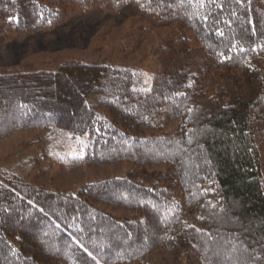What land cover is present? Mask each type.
Returning <instances> with one entry per match:
<instances>
[{"label":"trees","instance_id":"1","mask_svg":"<svg viewBox=\"0 0 264 264\" xmlns=\"http://www.w3.org/2000/svg\"><path fill=\"white\" fill-rule=\"evenodd\" d=\"M127 6L174 28L151 79L108 60L0 68V141L37 147L24 175L0 169V264H264V0H0V33ZM70 150L64 171L130 167L75 190L28 179Z\"/></svg>","mask_w":264,"mask_h":264},{"label":"rangeland","instance_id":"2","mask_svg":"<svg viewBox=\"0 0 264 264\" xmlns=\"http://www.w3.org/2000/svg\"><path fill=\"white\" fill-rule=\"evenodd\" d=\"M142 29H145L144 34L141 33ZM173 31L174 28L170 25L154 24V21H149L133 6H127L122 11L106 9L85 16L75 12L67 23L46 33L8 37L0 33V37L3 38L0 41V68L52 63L59 59H84L91 62L108 60L124 66L138 65L151 79L158 69L157 61L152 56L153 49L171 37ZM189 35L193 40L191 32ZM140 37L142 41L137 45L136 40ZM34 136L35 133L32 131H23L0 141V169H6L15 175L18 173L24 175L27 164L25 161H30L33 152L36 153L34 150L37 147H27ZM259 147L263 158L264 180V141ZM74 153L75 151L70 150L59 158L53 155L54 161L45 160L48 170L38 177L32 175L28 179L50 190H75L79 185L87 182L121 176L130 167L110 164L80 167L72 171L62 170L59 162L64 157L74 156ZM101 206L119 216L127 214L125 211L104 204Z\"/></svg>","mask_w":264,"mask_h":264},{"label":"bare ground","instance_id":"3","mask_svg":"<svg viewBox=\"0 0 264 264\" xmlns=\"http://www.w3.org/2000/svg\"><path fill=\"white\" fill-rule=\"evenodd\" d=\"M150 28V27H149ZM151 53V52H150ZM153 55V54H152ZM96 61V60H95ZM123 65V64H122ZM128 65V64H127ZM130 65V64H129ZM15 67V66H14ZM128 67V66H127ZM160 68V67H159ZM155 73V72H154ZM138 77V76H137ZM153 80V79H152ZM88 136V135H87Z\"/></svg>","mask_w":264,"mask_h":264}]
</instances>
